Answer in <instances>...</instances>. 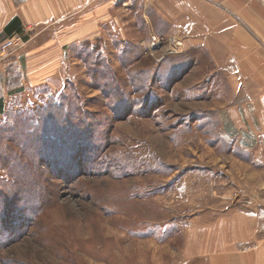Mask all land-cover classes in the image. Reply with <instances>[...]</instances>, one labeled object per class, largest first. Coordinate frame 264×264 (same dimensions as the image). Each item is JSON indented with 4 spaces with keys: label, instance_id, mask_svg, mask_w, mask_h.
<instances>
[{
    "label": "rangeland",
    "instance_id": "obj_1",
    "mask_svg": "<svg viewBox=\"0 0 264 264\" xmlns=\"http://www.w3.org/2000/svg\"><path fill=\"white\" fill-rule=\"evenodd\" d=\"M160 20L0 61V264H212L264 207L257 71Z\"/></svg>",
    "mask_w": 264,
    "mask_h": 264
},
{
    "label": "crops",
    "instance_id": "obj_2",
    "mask_svg": "<svg viewBox=\"0 0 264 264\" xmlns=\"http://www.w3.org/2000/svg\"><path fill=\"white\" fill-rule=\"evenodd\" d=\"M1 7L5 38L21 32L27 46L50 39L47 45L37 42L55 47L50 53L41 51L45 62L40 64L48 69L57 67L51 53L60 54L66 45L97 37L107 28L122 31L129 23L134 29L144 15L156 28L155 20L170 21L191 44L234 55L241 62L237 69L245 75L256 70L264 85V0H0ZM126 8L129 18L122 17ZM38 50L31 48L33 55ZM247 212L232 220L231 252L212 264H264V207L252 206Z\"/></svg>",
    "mask_w": 264,
    "mask_h": 264
},
{
    "label": "built area",
    "instance_id": "obj_3",
    "mask_svg": "<svg viewBox=\"0 0 264 264\" xmlns=\"http://www.w3.org/2000/svg\"><path fill=\"white\" fill-rule=\"evenodd\" d=\"M23 33L16 32L11 36L6 37L3 41L0 42V61L5 59L10 53L17 51L25 44ZM180 41H176V45H180Z\"/></svg>",
    "mask_w": 264,
    "mask_h": 264
},
{
    "label": "trees",
    "instance_id": "obj_4",
    "mask_svg": "<svg viewBox=\"0 0 264 264\" xmlns=\"http://www.w3.org/2000/svg\"><path fill=\"white\" fill-rule=\"evenodd\" d=\"M14 23H16V22L13 21V22L11 23V26L9 25V27H12V25L14 26ZM20 33H21V32H20ZM2 109H3V101H2V99H1V100H0V112L2 111ZM61 110H62L61 107H60V106H56V105H54L53 108L51 109V111H54V112H61ZM32 120H33V119L30 118V121H32ZM47 123L49 124V123H50V120H47V121H46V124H47ZM30 125H31V124H30ZM20 128L23 129V128H24V125L21 124V127H20ZM49 128H50V127H49ZM22 129H20L19 131L22 132V131H23ZM28 129H29V128H28ZM50 129H51V128H50ZM50 129H49V130H50ZM49 130H48V126H46V127H45V131H46L45 134H46L47 136H51V135H52V133H50ZM14 133H15V132H14ZM1 239H2V238H1Z\"/></svg>",
    "mask_w": 264,
    "mask_h": 264
}]
</instances>
